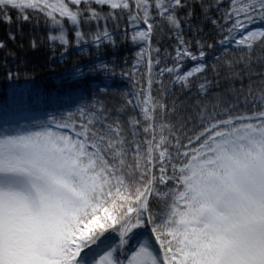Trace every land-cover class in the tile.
<instances>
[{"label": "snow or ice", "instance_id": "6c2138e0", "mask_svg": "<svg viewBox=\"0 0 264 264\" xmlns=\"http://www.w3.org/2000/svg\"><path fill=\"white\" fill-rule=\"evenodd\" d=\"M0 23L93 57L54 89L5 68L0 264H264V0H0Z\"/></svg>", "mask_w": 264, "mask_h": 264}, {"label": "trees", "instance_id": "16d2710c", "mask_svg": "<svg viewBox=\"0 0 264 264\" xmlns=\"http://www.w3.org/2000/svg\"><path fill=\"white\" fill-rule=\"evenodd\" d=\"M191 3L192 0H189ZM225 5L227 4V0H224ZM196 13L199 15L200 9L198 6V3L196 5ZM13 18H15V12L12 13ZM9 26L3 23H0V40L6 41V47L0 48V99L3 98L7 87H8V81L5 79V68L6 67H12L15 68L17 66L20 67V79H24V69L27 68L29 72H33L34 67V76H35V86L37 87H43L46 89H54L57 87V79L66 69L71 68V66L79 62L81 64L88 63L93 57L90 56L87 53H83L78 51L75 46L69 49V53L67 58L63 61V63L60 62H54L50 61V52L46 47L38 46L36 49H32L29 46V38L30 33L33 32L32 25L25 24L23 25L22 32L17 30V26L15 23L11 25V28L13 31L17 32L15 41L9 40L7 37ZM205 31H207V28H205ZM44 29L43 24L41 22V26L38 29H35V35L37 36V39L39 36L44 35ZM69 38H72L71 31H69ZM21 43L23 44V47H20ZM174 43V41L169 40L167 38V33L165 32L163 35V42L161 43L160 47L163 51V48L165 46H170ZM11 50L16 53V58L13 60V57L7 56V64H5V58L6 53ZM137 49L132 48L131 46H122L120 49L117 50V60L121 63V66L123 65V61L125 58H127V65L130 66L132 64L133 55ZM101 51H108L110 52L111 49H102ZM231 53V50H230ZM254 56L258 55L257 52L253 53ZM111 58V57H109ZM146 59L145 58V64L141 66L138 75L143 72L146 69ZM257 70H259L260 65H255ZM131 75V73H129ZM117 82L126 86L128 92L133 91V86L131 82L128 79H123L117 75ZM139 85H137L138 87ZM124 89H121V92H123ZM107 103L110 105H114L118 103L117 100L112 99V93L109 92L108 96L105 98ZM208 100L211 99V97L206 98Z\"/></svg>", "mask_w": 264, "mask_h": 264}]
</instances>
